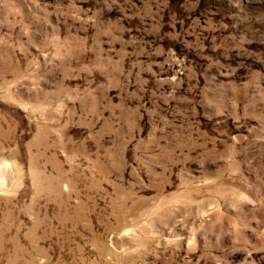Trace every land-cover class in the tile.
Wrapping results in <instances>:
<instances>
[{"label":"rangeland","instance_id":"1","mask_svg":"<svg viewBox=\"0 0 264 264\" xmlns=\"http://www.w3.org/2000/svg\"><path fill=\"white\" fill-rule=\"evenodd\" d=\"M0 264H264V0H0Z\"/></svg>","mask_w":264,"mask_h":264}]
</instances>
